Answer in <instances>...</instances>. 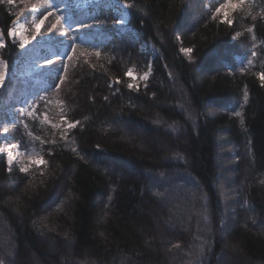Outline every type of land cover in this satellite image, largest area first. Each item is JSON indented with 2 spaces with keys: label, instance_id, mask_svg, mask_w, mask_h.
<instances>
[{
  "label": "trees",
  "instance_id": "obj_1",
  "mask_svg": "<svg viewBox=\"0 0 264 264\" xmlns=\"http://www.w3.org/2000/svg\"><path fill=\"white\" fill-rule=\"evenodd\" d=\"M36 1L0 0V107L23 61L8 30L48 12L71 27L35 44L52 62L32 115L0 110L12 148L44 161L0 149V264H264V0L230 10L231 24L213 18L224 0ZM172 190L199 199L204 235L155 239Z\"/></svg>",
  "mask_w": 264,
  "mask_h": 264
},
{
  "label": "rangeland",
  "instance_id": "obj_2",
  "mask_svg": "<svg viewBox=\"0 0 264 264\" xmlns=\"http://www.w3.org/2000/svg\"><path fill=\"white\" fill-rule=\"evenodd\" d=\"M89 1H98V0H89ZM36 0H21V4L23 9H27L29 7H32L36 4ZM86 1L83 0V3ZM105 7L111 6L110 2H106L104 4ZM39 19L32 17L30 21V25L23 24L22 22H17L14 27L13 31L16 33L13 36H16L17 40L20 41L21 39H28L30 43L25 45L22 51L23 61L19 63L15 73V81L11 85L10 89V96L7 100H3L1 103L0 110L3 112L13 113L17 111H21L23 113L28 114L29 112L33 113L34 110H36V106L33 105V100L35 96L38 94V87L39 84L44 81L41 75L45 74V69L50 67V64H41L40 57H39V51L36 49V42L38 40H44V39H51V40H59L63 35L64 32L58 25L55 30H53L52 33L48 32V29L51 27L52 23L55 21L54 16H48L46 20H44V23L41 27L40 34L36 36L35 39H32V36L34 35V29L33 24L35 22H38ZM27 29L28 31L24 34L22 37L20 35L21 29ZM0 42L4 44V41L2 39V36L0 34ZM21 46V45H20ZM204 73V69L202 70ZM0 74H2V80H0V87L3 84V81L8 77V71L7 66L5 62L0 58ZM0 126H1V146L0 149L7 150V160L9 163L17 162L23 164V167L29 166L28 164L35 163L36 156H33L32 154H28L26 152L16 150L12 148V145L10 144L11 136L8 132L9 125L6 122H2L0 120ZM139 135L143 136L144 134L142 131H138ZM147 135V134H146ZM146 135L145 138L147 137ZM116 141H122L123 143H126L129 145V147H134V149L138 148L139 151L145 150L147 148L146 145H144L143 142H136L131 141V139L124 138ZM147 142V140H146ZM166 147H162L161 149L164 150ZM164 157L169 158L172 157L171 152L168 150L164 152ZM36 164V163H35ZM248 176L246 174L245 179H247ZM249 179V178H248ZM160 184L165 185V183L170 185L171 179H160ZM173 183V182H172ZM166 186V185H165ZM175 187H178L177 184L174 185ZM173 186V188H174ZM169 187L168 189H173ZM164 193L162 195V202H159L161 205V209L155 212V217L153 218L154 223V236L157 241L162 242L165 240L163 236L164 229H172L173 227H180L181 229L189 230V229H195L196 231L200 232L202 235H204L208 230L207 226L204 223L203 218L199 219V215L197 214V209L193 206L195 204H198L199 199L192 197L191 202L184 201V197H188V195H184L183 198L181 197V194H177L175 191H171L170 195L165 196ZM182 204V206H179L178 204ZM177 208H180L178 212H176ZM196 213H195V212ZM43 241L47 243L48 251L54 252L56 250L55 242L52 240H49L47 237H42ZM162 247V246H161ZM239 251L238 248H233L232 251ZM164 255V253H163ZM225 259V258H224ZM229 258H227L228 260ZM166 263L167 259L165 257ZM34 264H40V262H33ZM228 262H224L223 264H226ZM222 264V263H221Z\"/></svg>",
  "mask_w": 264,
  "mask_h": 264
},
{
  "label": "snow or ice",
  "instance_id": "obj_3",
  "mask_svg": "<svg viewBox=\"0 0 264 264\" xmlns=\"http://www.w3.org/2000/svg\"><path fill=\"white\" fill-rule=\"evenodd\" d=\"M245 2H246V0H224V3L222 5H220L216 9L215 13L213 14V18H215L216 15H219V14L223 13V22H227V23L231 24L232 21L230 19H228L230 10H235L236 7H239L240 5L244 4ZM8 3H13V0H8ZM53 14H54L53 12H48L47 15H45L42 19H40L38 22H35L33 24L34 35L32 36V39H35L36 36L40 34L41 27H42V25L44 23V20L47 19V16H50V15H53ZM62 20H63V22L66 25L71 27V23L69 22V18H66V17H64L62 15H56L55 21L52 23L51 27L48 29V32L52 33L53 30H55L57 28V26L61 23ZM27 31H28L27 29H23L22 28L21 31H20V35L23 37L24 34ZM249 31H252V29H249ZM15 34L16 33L12 29L8 30V35L9 36H13ZM28 43H30V41L28 39H21V41H20L21 47H24ZM3 46H4V44L2 42H0V47H3ZM183 51L190 52L191 50L190 49H186V50H183ZM97 55H99V53H97ZM253 55H255V52H253ZM51 62L52 61H48V63H51ZM126 75L131 76L132 75L131 70L128 73H126ZM2 78H3L2 74H0V80H2ZM143 78L147 79V73L144 75ZM259 78L261 79L262 82H264V73L259 74ZM57 87H58V85H57ZM128 87L131 89L133 87V85L129 84ZM28 115L31 116L32 113L29 112ZM71 126H74V125H70V127ZM34 162L37 165L44 163V161L41 158H39V157H37ZM26 170L27 169H25V168H21V171H26Z\"/></svg>",
  "mask_w": 264,
  "mask_h": 264
}]
</instances>
